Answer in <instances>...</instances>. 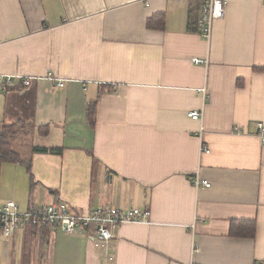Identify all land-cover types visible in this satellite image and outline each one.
Instances as JSON below:
<instances>
[{
  "label": "crops",
  "instance_id": "1",
  "mask_svg": "<svg viewBox=\"0 0 264 264\" xmlns=\"http://www.w3.org/2000/svg\"><path fill=\"white\" fill-rule=\"evenodd\" d=\"M202 7L0 0V76L16 78L0 90V128L17 126L13 148L31 164H3L0 207L151 212L106 247L94 227L27 225L8 241L0 228V264H264V2L229 0L210 41ZM233 222H255V237L232 235Z\"/></svg>",
  "mask_w": 264,
  "mask_h": 264
},
{
  "label": "built area",
  "instance_id": "2",
  "mask_svg": "<svg viewBox=\"0 0 264 264\" xmlns=\"http://www.w3.org/2000/svg\"><path fill=\"white\" fill-rule=\"evenodd\" d=\"M145 5H149L150 0H140ZM189 1V0H172ZM264 2V0H263ZM229 0H203L202 12L199 20V33L206 40L212 38L213 25L217 20L223 19L226 13ZM195 64L207 65L206 61L194 60ZM24 87H31L34 77H17ZM16 78L11 76H0V90L6 93L8 88L14 83ZM57 87H64L62 79H52ZM204 97L207 90L200 91ZM194 121H203V113L192 111L188 114ZM260 139L264 144V125H259ZM210 151H201L202 154H209ZM196 189L210 188L212 185L199 177L193 180ZM151 212L149 210L131 209L127 211L116 207L97 208L86 214H78L72 211L67 203L60 202L45 207L21 211L16 203L8 201L0 207V228L2 237L8 241L13 235L27 225H33L38 229L44 226L58 228L68 235H74L84 229L94 227L95 243L97 247H106L115 238L117 230L127 224H147L149 223Z\"/></svg>",
  "mask_w": 264,
  "mask_h": 264
},
{
  "label": "trees",
  "instance_id": "3",
  "mask_svg": "<svg viewBox=\"0 0 264 264\" xmlns=\"http://www.w3.org/2000/svg\"><path fill=\"white\" fill-rule=\"evenodd\" d=\"M164 23L162 16H157L154 19L148 21L149 28L161 27ZM96 116V103H92L88 107L87 120L91 126L95 125ZM17 134V126H4L0 128V174L1 168L5 163H16L24 165L27 168L29 174L31 173V164L28 160H25L21 155L13 148V139ZM35 152H48L47 149L35 148ZM256 223L255 222H233L231 225V234L241 238H254L256 235Z\"/></svg>",
  "mask_w": 264,
  "mask_h": 264
}]
</instances>
